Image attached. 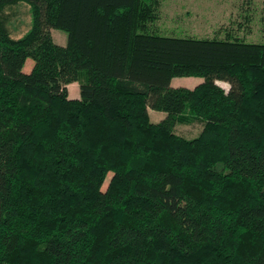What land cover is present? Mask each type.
I'll list each match as a JSON object with an SVG mask.
<instances>
[{"label":"trees","instance_id":"obj_1","mask_svg":"<svg viewBox=\"0 0 264 264\" xmlns=\"http://www.w3.org/2000/svg\"><path fill=\"white\" fill-rule=\"evenodd\" d=\"M160 5L0 0V264H264V41L160 35Z\"/></svg>","mask_w":264,"mask_h":264},{"label":"rangeland","instance_id":"obj_2","mask_svg":"<svg viewBox=\"0 0 264 264\" xmlns=\"http://www.w3.org/2000/svg\"><path fill=\"white\" fill-rule=\"evenodd\" d=\"M160 18L156 23L158 34L171 37L192 38H225L227 32L251 41H264V0H161ZM1 18L4 20L10 36L21 38L32 25L30 5L21 1L6 6ZM57 43L66 42V33L62 30H52ZM34 61L28 58L23 70L28 72ZM191 77H175L176 84L193 82ZM75 85V84H74ZM73 85V86H74ZM227 88V83H219ZM73 86L71 92H73ZM79 85L76 84V87ZM155 112L160 117L164 113ZM162 119V118H161ZM158 122V120H152ZM203 128L202 123L177 124L174 132L187 139L195 138ZM112 172L109 173L103 185L106 188Z\"/></svg>","mask_w":264,"mask_h":264},{"label":"crops","instance_id":"obj_3","mask_svg":"<svg viewBox=\"0 0 264 264\" xmlns=\"http://www.w3.org/2000/svg\"><path fill=\"white\" fill-rule=\"evenodd\" d=\"M66 40H67V36H66ZM66 42H61V43H59V44H61V45H64ZM191 78H193L194 79V81L193 82H185V83H183V84H180L179 86H183V87H188V88H192L193 86H196L197 84H199V83H201L202 82V78H197V77H191ZM174 81H175V79H174ZM173 81V82H174ZM75 84V85H74ZM76 84H78V83H72V84H70L69 85V90H70V93L72 94V96L74 97V98H78V96H79V86L78 87H76ZM74 85V86H73ZM79 85V84H78ZM70 86H73V92H71V87ZM149 115H150V118H151V120H160L162 117H160L158 114H157V112H155L154 113V115H152V113L151 112H149Z\"/></svg>","mask_w":264,"mask_h":264}]
</instances>
